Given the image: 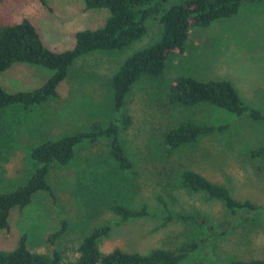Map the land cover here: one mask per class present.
Wrapping results in <instances>:
<instances>
[{
  "label": "rangeland",
  "instance_id": "1",
  "mask_svg": "<svg viewBox=\"0 0 264 264\" xmlns=\"http://www.w3.org/2000/svg\"><path fill=\"white\" fill-rule=\"evenodd\" d=\"M181 1L169 0L164 7ZM108 16L104 8L86 9L85 0H0V27L28 18L44 44L58 52L73 49L79 30L102 26ZM147 26L145 35L122 49L78 57L58 86L57 96L29 108L15 104L0 111L1 192L16 190L32 176L37 168L31 156L34 147L89 131L95 122L107 126L123 114L133 119L130 127L120 131L131 169H120L110 153L108 137L77 146L68 165L50 166L52 191L40 190L27 207L11 210L9 227L0 229L1 250L14 249L26 234L30 250H58L73 260L83 238L110 222L109 236L99 243L103 252L121 247L148 253L156 247L174 249L202 239L201 246L180 264L264 258V219L260 216L239 218L225 234L165 219L170 213L201 214L214 224L231 218L222 201L183 186L182 173L188 168L229 186L238 199L264 206V157L255 159L249 153L264 142L262 123L215 106L172 104L168 97L171 83L179 76L225 79L246 104L264 110V1L246 3L234 16L193 28L184 52L168 57L160 77L138 79L122 111H116L110 84L113 74L127 57L161 37L159 16H152ZM54 72L44 65L17 62L0 72V83L11 93L34 90ZM186 121L228 127L170 150L164 142L165 131ZM113 203L132 207L145 203L150 215L123 221L111 210ZM63 226V235L55 243L48 241Z\"/></svg>",
  "mask_w": 264,
  "mask_h": 264
},
{
  "label": "trees",
  "instance_id": "2",
  "mask_svg": "<svg viewBox=\"0 0 264 264\" xmlns=\"http://www.w3.org/2000/svg\"><path fill=\"white\" fill-rule=\"evenodd\" d=\"M169 0H85L86 9H107L109 16L105 23L94 29L79 30L73 49L58 52L49 49L43 42L37 26L28 18L0 27V72L14 63L26 62L44 65L53 69L54 74L40 87L29 91L8 92L0 83V111L8 106L20 104L26 108L39 105L58 95L57 88L70 73L74 61L85 54L98 50H119L141 38L147 32V22L152 16H159L161 37L159 40L135 51L113 74L110 84L113 89V105L122 111L133 84L142 76L160 77L166 68V61L173 53H182L195 27H208L215 21L238 14L246 3L264 0H182L165 8ZM169 100L172 104L185 107L210 105L226 109L238 116L248 115L260 121L264 131V110L244 102L229 80H200L192 76H179L169 87ZM133 123L130 114L104 126L95 122L89 131L67 135L56 140H48L34 147L32 158L37 168L28 181L11 192L0 191V229L9 227V217L14 208H25L40 190L52 191L48 179L53 163L68 165L75 157L77 146L94 142L102 137L110 140V153L120 169L132 168L120 137V131ZM228 125H213L207 122L186 121L165 131L164 142L170 150L195 144L202 136L221 131ZM253 158L264 157V142L250 150ZM182 183L191 192H202L211 199L223 202L231 213V218L214 224L205 215L183 213L166 216V221L180 219L205 227L208 232L220 231L225 234L233 230L236 220L250 215L264 219V206L249 199L240 200L230 187L209 179L195 169H185ZM111 210L123 221L150 215L147 204L132 207L123 203H113ZM112 224L106 222L95 227L78 246L76 259H65L63 254L40 253L30 250L27 235L24 234L12 250L0 249V264H180L189 254L201 246L202 239L194 240L170 249L156 247L148 253L127 251L115 247L103 252L100 240L109 236ZM64 233V226L51 233L48 241L55 243ZM229 264H264L263 257H237Z\"/></svg>",
  "mask_w": 264,
  "mask_h": 264
}]
</instances>
